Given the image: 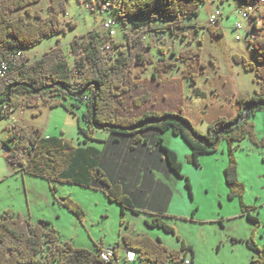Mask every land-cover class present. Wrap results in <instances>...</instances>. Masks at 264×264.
I'll list each match as a JSON object with an SVG mask.
<instances>
[{"label":"trees","instance_id":"1","mask_svg":"<svg viewBox=\"0 0 264 264\" xmlns=\"http://www.w3.org/2000/svg\"><path fill=\"white\" fill-rule=\"evenodd\" d=\"M36 1L38 0H0L1 56L6 57L17 50L34 46L44 37L65 32L66 27L60 15L66 12L68 0H49V12L44 18L39 12L32 14L29 9V5ZM82 1L94 2L100 6L104 0ZM203 1L113 0L118 2L113 7L112 15L118 21L121 39L109 37L107 32L99 29L76 36L69 43L72 62L60 46L45 51L33 61L23 51L22 65L11 73L13 81L0 87V111L4 108L0 119L8 120L18 107L38 106L40 100L48 103L45 96L56 94L85 103L83 117L88 127L80 128L84 138L75 144L63 136H45L37 129L29 130L18 120L6 122L2 142L7 148L5 153L8 161L22 166L28 174L47 180L53 193L59 183L91 187L99 181L108 199L119 203L122 212L128 209L138 215L140 210L134 206L119 181H110L101 168L104 149L90 143L95 140L93 130L99 128L107 131L108 139L112 137V141H119V144L128 140L130 152H135L138 147L147 149L149 153L158 150L168 168L181 176V163L176 153L164 144L160 135L171 131L189 144L191 153L188 160L195 165H199L201 155L217 152L220 142L225 140L229 163L223 169V178L228 187V197L240 198L244 187L238 179L234 152L245 139L264 146V138L257 136L251 119L256 110H264V13L259 15L261 23L257 25L254 21L252 25L254 51L257 53L255 63L233 55L235 62L254 71L260 89L253 96L237 97V113L231 118H217L208 125L205 133L196 129L181 112L182 107L177 105L175 99V87L161 90L165 79L161 71L173 69L176 62L164 56L154 60L148 53L150 45L146 42L147 34L154 31L157 38L162 39L163 31L169 29L172 34L185 36L188 27L185 23L198 15ZM253 1L255 0H235L238 7ZM18 9H25L28 17L21 14L10 18L9 14ZM166 19H171V22L162 28L153 29L151 26L153 20ZM69 25L73 26L74 23ZM209 29L216 35L222 33L220 28ZM160 33H163V37H159ZM106 43L110 44L109 51L103 49ZM171 55L185 62L181 71L182 78L196 83L199 70L194 66L193 59H190L189 52L181 51L176 54L172 50ZM199 55L200 49H197L194 53L197 61ZM151 64L154 65V70L146 78L144 74ZM137 80L144 82V91H136ZM9 89L7 99L2 102ZM83 89L85 91L80 94ZM164 99L169 100V103L163 102ZM49 104L54 106L58 104V100H51ZM248 105L250 108L247 118L236 123ZM151 132H156L157 136L151 138ZM58 202L77 216L84 213L69 198L60 197ZM248 217L251 218L249 214ZM145 222L149 226L161 227L174 233L173 227L158 215L145 219ZM245 242L256 254L251 264H264V247L258 246L252 236ZM124 243L127 249L135 251L134 259L140 258L149 264H165L168 261L180 264L187 253L193 254L191 246L184 241H180L178 249H169L159 238L152 239L146 235L125 236ZM102 248L98 246L93 251L62 241L57 230L46 220L32 221L29 217L9 211H4L0 217V264H105L99 257Z\"/></svg>","mask_w":264,"mask_h":264},{"label":"rangeland","instance_id":"2","mask_svg":"<svg viewBox=\"0 0 264 264\" xmlns=\"http://www.w3.org/2000/svg\"><path fill=\"white\" fill-rule=\"evenodd\" d=\"M48 4L49 0H38L31 3L29 9L32 14L39 12L44 18L49 12ZM253 4L263 3L255 0ZM238 8L235 0H204L198 15L185 23L188 26L185 36L172 34L169 29L163 31L162 39L157 38L154 31L147 34L146 42L151 43L148 53L154 60L164 56L176 62L173 69L161 71L165 78L164 86L157 84L162 87L161 90L173 89L176 86L181 90L179 77H182L181 70L185 67V62L171 55L174 50L176 54L181 51L189 52L190 59H193L194 66L199 70L198 76H202V82L205 84L214 82H209V79H212L210 76L218 71V65L221 63L222 67L232 74L230 82L233 90L238 88L249 94H255L254 88L259 91L260 86L256 82L254 71L245 70L243 64L233 60V55H237L255 63L252 56L257 54L247 48L243 38L235 39L233 24L238 20L246 22L237 15ZM211 13L219 14V26L222 31L220 35L212 33L206 27ZM21 14L28 17L25 9L15 10L9 17L15 18ZM103 16L104 13L99 9L95 12L85 10L82 0H68L66 12L60 15L66 27L65 32L44 37L39 43L24 48L23 51L33 61L45 51L60 46L72 62V56L69 54L70 41L92 29L102 31ZM71 22L74 23L73 26L69 25ZM169 22L171 19L153 20L151 26L153 29H159ZM114 38H122L119 30ZM197 49H200L199 61L194 56ZM153 70L154 65L151 64L147 73L150 74ZM144 88V82L138 81L136 91L139 89L142 92ZM229 89V85L223 86L216 94L227 96ZM179 94L175 95L176 100L180 97ZM211 95L210 92L207 93L208 101L218 97L217 95L210 98ZM45 97L49 102L58 100V104L51 106L49 102L40 100L38 106L16 108L8 120L0 122V140L5 136L6 122L18 120L29 130H39L41 135L63 136L75 144L81 142L84 135L80 128L88 127L83 117L85 103L56 94ZM206 99L200 97L194 100L196 109L199 106L206 109L207 104L209 105ZM163 102L169 103V100L164 99ZM251 119L257 127L263 126L264 110H256ZM195 128L197 129L196 126ZM163 133L160 135L163 136ZM92 136L95 140L90 143L104 149L101 168L110 181H119L124 186V192L127 191L126 194L132 198L134 206L140 210L138 215L128 209L122 212L119 203L108 199L99 181L91 187L59 183L53 193L47 180L28 174L22 166L9 162L6 153L0 148V217L4 211H9L29 217L32 221L46 220L57 230L62 241H69L75 246L93 251L98 246L115 247L120 264H149L140 258H136L132 263L125 262V236L146 235L152 239L159 238L169 249H178L180 241H184L186 245L191 246L193 254L187 253L180 264H251L256 254L247 247L245 240L252 236L258 246L264 247V153L261 152V147L245 139L238 150L242 176L246 179V187L242 190L245 204L248 206L246 207L239 196L221 197L224 180L223 173L217 166L222 163V148L225 149L229 161L225 140L220 142L216 154L207 155L204 160L199 159V166L192 164L188 160L189 156L177 149L181 163L179 176L168 168L163 158L148 164L140 159L138 166H124L127 161H122L120 153L116 152L119 141H112V137L108 139V132L99 128H94ZM172 145L176 146V143L173 142ZM245 145H253L254 151L250 152ZM126 159L128 160V156ZM161 163H165L167 171L171 174L163 170ZM60 197L75 202L83 210V215L77 216L66 206L59 204ZM155 215L172 226L174 233L161 227L149 226L145 222V219H151ZM244 236L247 238L239 239ZM165 264L173 263L168 261Z\"/></svg>","mask_w":264,"mask_h":264},{"label":"crops","instance_id":"3","mask_svg":"<svg viewBox=\"0 0 264 264\" xmlns=\"http://www.w3.org/2000/svg\"><path fill=\"white\" fill-rule=\"evenodd\" d=\"M258 1L260 2V0H258ZM254 5L259 10L260 14L264 13V3L262 5H257V4H254ZM256 23H257V25L260 24L261 18H258L256 20ZM244 24H245V26H248V22H245ZM219 28H221V27H219ZM242 38L244 39L246 46L249 49L248 42L250 41V36L248 34H245ZM147 39H148V37L146 36V40ZM241 39H239V40H241ZM149 45L151 46L150 42H149ZM253 52H255V51H253ZM256 57H257V54H255V56H252V58H254V60H256ZM245 70H247V69H245ZM150 74H148L146 72L144 74V76L146 78H149ZM231 76H232V74L230 73V71L229 70L226 71L222 67V64L220 63L218 65V71L210 76L212 79H209V82L214 81L213 83H209V84L203 83L202 82V80H203L202 76L197 77L195 84H192L191 80L188 78L179 77L181 90L177 89V86H176V91L174 92L175 95H177V93L179 94V92H180V94H179L180 97L177 99V105L182 107V112H184V116L187 117L194 124V126L197 127V129L200 132H206L208 125L219 117H225V118L233 117L237 113V106L235 103V100L237 97H250V96L254 95V94H249V92H247V91L245 92L244 90L238 89V88L236 90H233V86L230 82ZM228 85L230 87V89H229L230 92H228L227 96L225 95L223 97V96L216 94V91L218 89H222L223 86H228ZM208 92H210V94H212L210 96V98H214L217 95H218V97L214 100L210 99L208 101L206 99ZM256 92H257V90L254 88V93H256ZM226 93H227V91H226ZM200 97L205 98L206 102L209 103V105L207 104L206 109H203L200 106L197 107V109H196V103L194 102V100H196ZM161 108H163V107H161ZM198 125H200L201 128H198L199 127ZM254 129H255V133L257 134L258 137L264 138V125L257 127L256 123H254ZM150 136H151V138L152 137L154 138L157 136V133L151 132ZM163 136H161V137H162L163 141L165 142V144L171 150H173L176 153V155L178 153L177 149L182 151V152H185L187 154V157L190 155L191 147L181 136L175 135L172 132L168 133V131H165L163 133ZM173 142L176 143V146L172 145ZM241 144H242V142L240 143V146H241ZM151 145H152V143H151ZM253 145H255V144H253ZM253 145L248 146V147H246L247 145H245V147L247 149H250V152H252V151H254ZM255 146H258V145H255ZM118 147L119 148L117 149L116 152L120 153V155H119L120 159L124 162L127 161L124 166H129V167L130 166H138L140 159H143L147 164L149 162L154 163L155 159H161L160 158L161 154L158 150H155L153 153H149L147 151V149L138 147L135 152L128 151V140H124L123 143H121ZM258 147H261V152L264 153V146H258ZM239 148L236 149V151L234 152L236 163H237V175H238L239 181L243 184V187L245 188L246 187V179L243 178L242 172H241L240 155L238 153ZM241 149H243V148H241ZM216 153L217 152L211 153V154L201 155L199 157V159L204 160L205 158H207L205 156L214 155ZM221 155H222V163L219 164L217 166V168H219L223 172V169L229 163L224 148L221 149ZM116 156H117V154H116ZM126 156H128V160L126 159ZM177 159L179 160L178 155H177ZM199 165H195V166H199ZM161 166L163 167V170L167 171V167L165 166V163H161ZM166 173L171 174L168 171ZM223 180H224V178H223ZM223 185H224V191H223V193H221V197L226 195L227 198H229L228 197V187H227L225 181H224ZM122 187L124 189V186H122ZM125 192L127 193L126 190H125ZM244 198H245L244 193H241L240 200L245 204L246 201ZM245 206L248 207L247 204H245ZM241 213H243V211ZM246 238H247V236H244L243 238L241 237L239 239H246ZM134 260L132 262H134ZM132 262H128V263H132ZM113 263L114 264H120V260L118 258L117 251H116V256L113 260Z\"/></svg>","mask_w":264,"mask_h":264},{"label":"built area","instance_id":"4","mask_svg":"<svg viewBox=\"0 0 264 264\" xmlns=\"http://www.w3.org/2000/svg\"><path fill=\"white\" fill-rule=\"evenodd\" d=\"M261 3H264V0H260ZM118 5V2H113V0H104L100 6H97L94 2H84L83 8L85 10H89L92 12H95L97 9H99L102 13H104L103 21L101 24V28L104 32H107L109 37H114L118 30V21L116 18L111 14H106L105 12H112L113 7ZM237 15L248 22V26H245V24L241 21H236L233 24V30L236 32L235 38L237 40L241 39L245 34H248L250 36V41L248 42V47L251 51L255 50L254 47V30L252 28L253 22L256 21L258 18H260V12L255 7L253 3H249L243 7H239L236 10ZM206 27L208 28H218L219 26V14L217 13H211L208 17V20L206 22ZM159 37H163V33L159 34ZM105 51L110 50V44L106 43L104 48ZM24 58V52L23 50H17L15 52L10 53L8 56L3 57L0 55V87L3 84H8L13 81L12 78V71L17 68V66L22 65ZM24 63H27L25 61ZM3 109L0 111V115L3 113ZM6 119H0L1 121H5ZM1 129V128H0ZM6 133V131H5ZM0 148L6 152L7 148L3 144L2 140H0ZM116 256V249L114 247H104L99 252L100 259L105 264H111L113 263V260ZM135 258V251L132 249H127L125 253V261L126 262H132Z\"/></svg>","mask_w":264,"mask_h":264},{"label":"water","instance_id":"5","mask_svg":"<svg viewBox=\"0 0 264 264\" xmlns=\"http://www.w3.org/2000/svg\"><path fill=\"white\" fill-rule=\"evenodd\" d=\"M84 91H85V89H83L80 94H82ZM9 92H10V89L7 91V93H6L5 97H4V99L2 100V102H4L7 99V96L9 95ZM80 94H79V96H80ZM249 108H250V105H248L244 109L242 117H240L239 120L236 123H238V122L242 121L243 119L247 118Z\"/></svg>","mask_w":264,"mask_h":264}]
</instances>
